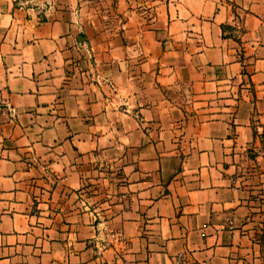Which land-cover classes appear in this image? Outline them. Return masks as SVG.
<instances>
[{"label":"crops","instance_id":"1","mask_svg":"<svg viewBox=\"0 0 264 264\" xmlns=\"http://www.w3.org/2000/svg\"><path fill=\"white\" fill-rule=\"evenodd\" d=\"M0 264H264V0H0Z\"/></svg>","mask_w":264,"mask_h":264}]
</instances>
